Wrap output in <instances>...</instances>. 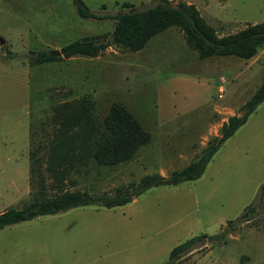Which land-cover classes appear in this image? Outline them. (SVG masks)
<instances>
[{
  "label": "rangeland",
  "instance_id": "1",
  "mask_svg": "<svg viewBox=\"0 0 264 264\" xmlns=\"http://www.w3.org/2000/svg\"><path fill=\"white\" fill-rule=\"evenodd\" d=\"M83 1L103 14L115 13L123 1L143 9L165 0ZM166 1L174 6L178 0ZM185 1L195 4L219 35L264 21V0ZM113 24L80 18L72 0H0V213L29 201L33 155L44 167L60 103L88 94L102 118L119 101L150 132V142L133 160L115 167L82 166L69 175L70 190L109 192L189 164L229 116L241 114L264 79L263 50L248 60L200 59L177 27L135 52L109 46L96 57L28 63L31 50H58L72 40L109 33ZM263 182L264 101L200 178L150 187L123 206L72 208L5 227L0 264H164L175 245L201 233L216 234L236 219L257 199ZM182 264H264V209L237 223L225 242L195 250Z\"/></svg>",
  "mask_w": 264,
  "mask_h": 264
},
{
  "label": "trees",
  "instance_id": "2",
  "mask_svg": "<svg viewBox=\"0 0 264 264\" xmlns=\"http://www.w3.org/2000/svg\"><path fill=\"white\" fill-rule=\"evenodd\" d=\"M77 16L82 19L114 21L113 29L106 34L84 36L57 49L29 51L30 66L51 63L75 56L96 57L107 47L115 46L126 51H139L156 35L170 27L179 28L185 42L197 52L200 59L213 56L253 58L263 50L264 21L247 23L245 27L226 35H219L193 3L178 0L138 9L128 1L116 3L115 13L98 14L89 9L83 0H72ZM106 9L105 4L101 5ZM10 53V51H7ZM264 101V79L234 114L222 123L218 135L210 138L201 152L186 166L167 175L150 173L116 186L112 191L87 189L70 190L67 182L72 172L81 167H115L133 160L141 147L148 144L151 134L134 114L119 101L112 102L107 113L100 118L96 105L86 94L73 101H65L55 108V127L48 149H44L45 166L33 155L30 166V199L22 208L9 207L0 213V231L5 227L52 215L72 208L95 206L114 208L126 205L150 187L178 185L200 178L207 164L222 144L244 125L248 117ZM47 173V175L45 174ZM73 182V181H70ZM264 182L257 199L244 207L241 214L228 220L216 234L201 233L175 245L164 264H182V259L208 244H221L237 223L251 221L264 209Z\"/></svg>",
  "mask_w": 264,
  "mask_h": 264
},
{
  "label": "built area",
  "instance_id": "3",
  "mask_svg": "<svg viewBox=\"0 0 264 264\" xmlns=\"http://www.w3.org/2000/svg\"><path fill=\"white\" fill-rule=\"evenodd\" d=\"M219 92H220V93H219V96H222L223 89H222V88H220V89H219Z\"/></svg>",
  "mask_w": 264,
  "mask_h": 264
},
{
  "label": "water",
  "instance_id": "4",
  "mask_svg": "<svg viewBox=\"0 0 264 264\" xmlns=\"http://www.w3.org/2000/svg\"><path fill=\"white\" fill-rule=\"evenodd\" d=\"M0 41H1V43H3V42H4L2 39H1Z\"/></svg>",
  "mask_w": 264,
  "mask_h": 264
},
{
  "label": "crops",
  "instance_id": "5",
  "mask_svg": "<svg viewBox=\"0 0 264 264\" xmlns=\"http://www.w3.org/2000/svg\"><path fill=\"white\" fill-rule=\"evenodd\" d=\"M189 3H191V2H189ZM195 6H196V5H195ZM196 7H197V6H196ZM209 249H210V248H209ZM209 249H208V250H209Z\"/></svg>",
  "mask_w": 264,
  "mask_h": 264
}]
</instances>
